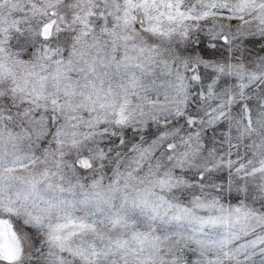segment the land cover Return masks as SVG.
Here are the masks:
<instances>
[{"label": "snow or ice", "instance_id": "obj_1", "mask_svg": "<svg viewBox=\"0 0 264 264\" xmlns=\"http://www.w3.org/2000/svg\"><path fill=\"white\" fill-rule=\"evenodd\" d=\"M0 264H264V0H0Z\"/></svg>", "mask_w": 264, "mask_h": 264}]
</instances>
